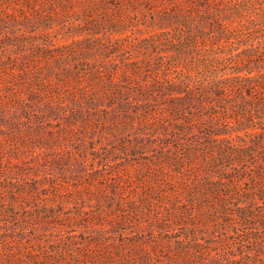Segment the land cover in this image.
I'll list each match as a JSON object with an SVG mask.
<instances>
[{"label":"rangeland","instance_id":"1","mask_svg":"<svg viewBox=\"0 0 264 264\" xmlns=\"http://www.w3.org/2000/svg\"><path fill=\"white\" fill-rule=\"evenodd\" d=\"M82 2L68 9L80 12ZM103 7L83 15L97 25L76 21L70 29L69 14L51 25L42 12L36 33L30 25L0 29L8 37L0 41V264H42L31 259L40 246L44 259L60 257L44 264H122L119 253L133 243L148 247L152 264L264 262V197H242L255 206L250 221L198 212L185 193L172 196L162 181L171 169L161 161L177 145L173 124L211 111L199 91L213 77L264 65V0H104ZM176 80L185 93L168 88ZM226 95L216 107H230L234 125L264 127L263 97ZM185 127L181 138L190 141ZM243 137L250 145L253 137ZM255 155L220 166L214 179L236 168L250 177L240 187L249 192L255 163L264 164ZM183 169L189 182L193 168ZM196 241L204 247L190 249L196 261L185 263L182 247Z\"/></svg>","mask_w":264,"mask_h":264},{"label":"trees","instance_id":"2","mask_svg":"<svg viewBox=\"0 0 264 264\" xmlns=\"http://www.w3.org/2000/svg\"><path fill=\"white\" fill-rule=\"evenodd\" d=\"M76 1L77 0H0V29H3L6 25L12 26V28L17 24L25 26L30 25L31 28H34L30 32L36 33L38 29L35 24L39 21L42 22L44 17L49 18L48 20H50L52 22L51 25H53L56 23L59 24L62 17L65 18L66 14L73 17L70 29L74 25H77V23H75L76 21L79 25H97L98 23L90 22L88 19H85L83 15L89 18L91 12L96 8H100L101 6L104 8V0H91L87 5L83 4L86 1L84 0L81 5L83 8L80 12H77V10L74 11L75 9L70 11L68 9L69 6H72ZM9 11L16 16L13 19L9 17L7 20ZM42 12L45 14L44 17L42 16ZM9 16L12 15L10 14ZM1 31L2 30H0V32ZM13 33L15 34V31H13ZM7 38L8 37L2 39V34H0V41L6 40ZM59 55L62 56L61 54ZM58 57L59 56L54 55H37V58L41 60L50 58H52V60H57ZM52 72L53 70L48 68L46 75ZM22 74L29 78L24 70ZM31 81L32 82L28 83L27 89L35 88L34 80L32 79ZM43 83L42 81H37L36 87L40 86L46 89ZM168 88L177 91L179 94L185 93V90L178 80L172 81ZM233 90H237L241 94L247 93L252 98L255 95L264 98V65L255 67V69L251 68L250 65L237 67L230 76L224 74L222 77H213L210 85L205 87L203 91H199L201 96H204V103L209 106L206 108H211V111L201 117H197L194 112L190 114L188 122L185 123V126L187 125V128L189 127L188 132L191 131L190 133L193 137L190 141L181 138V133L184 132L183 130L186 128L184 124H173L175 130L173 131V137L177 145L174 146V150L170 148L166 149L162 155L163 160L161 161H164V164L167 165L169 170L171 169L169 171L170 174L162 179V181L172 187V196L182 195L184 193L188 195V200H190L193 205L198 206V209L197 206L195 208L198 212L204 213V211L207 210V212H211L210 215L215 216L221 213L226 218L232 213L239 219L250 221L254 218L255 206H250L251 203L249 205H242L245 204L243 203L242 197L248 196L255 199L257 194L264 197V164L255 163L253 175L251 177L254 183L249 192L241 193L240 187L247 183L250 177H247V173H240V170L234 174V171L237 170L236 168H234L233 172H226V170L223 169L219 178L214 179V174L219 170L220 166L221 169L228 167L226 164L231 165L232 163L230 162L233 161V159L244 160L250 157L253 158L256 156L255 154L258 153V157L264 162V148L260 151V142H264V127L260 130H254L250 125H243V121H239L241 124L236 126L234 125L235 123L231 121L234 120L238 122V120L234 118V112H230V107H224L222 111H219L218 107H216V104H222L223 98L227 96L226 94ZM181 99L184 98L181 96L179 100ZM201 103H203V100ZM172 109L176 111L178 107H172ZM222 115L227 118V124L222 122ZM194 129H197V133L193 131ZM244 133L253 137L250 145H248L246 140H243ZM192 157L194 158L193 160H191ZM173 163L174 166L178 165V169L182 168L181 172L176 170V173L178 172L181 179L179 187H177L176 177H174L177 175L172 172L171 167H174ZM186 163H189V166L193 168V176H188V179L191 177L189 182H184L186 176L184 175L185 170L183 166L186 165ZM160 164L161 167H163L162 163ZM157 178L156 180H159L160 176ZM153 191L154 190H152L151 193ZM166 196L169 197L170 195L166 194ZM250 202H252V200ZM229 203L236 206L235 209H230V212L226 209V205ZM194 221L195 220L191 219L190 222L192 223L190 224L195 225L196 222ZM196 231L198 233L203 232L200 229ZM194 244L196 245H192L189 248L182 247L183 249H188L187 253H184L183 258H181L185 263H193L196 261L195 256L192 258L195 261L190 259V255L193 251L192 253H189V251L202 249L204 247L203 244L198 241ZM202 254H204V252H202ZM32 256L31 259L33 262L42 264H44V260L46 262L60 261L58 255H47L44 259V248L41 246L39 250L35 249L33 251ZM118 256L122 264L125 260L129 261L131 259H134L138 264H152L154 262V258L151 256L148 247L137 246L135 243L129 247V251L126 255L119 253ZM255 264H264V262Z\"/></svg>","mask_w":264,"mask_h":264}]
</instances>
